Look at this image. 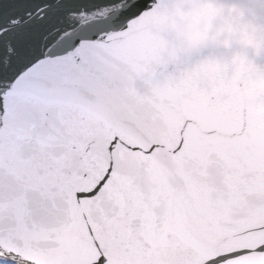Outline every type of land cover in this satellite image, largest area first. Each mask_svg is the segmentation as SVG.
I'll use <instances>...</instances> for the list:
<instances>
[{
  "label": "snow or ice",
  "instance_id": "obj_1",
  "mask_svg": "<svg viewBox=\"0 0 264 264\" xmlns=\"http://www.w3.org/2000/svg\"><path fill=\"white\" fill-rule=\"evenodd\" d=\"M0 264H264V0H0Z\"/></svg>",
  "mask_w": 264,
  "mask_h": 264
}]
</instances>
